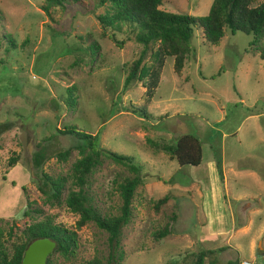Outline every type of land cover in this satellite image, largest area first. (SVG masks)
<instances>
[{
    "label": "rangeland",
    "instance_id": "374dc122",
    "mask_svg": "<svg viewBox=\"0 0 264 264\" xmlns=\"http://www.w3.org/2000/svg\"><path fill=\"white\" fill-rule=\"evenodd\" d=\"M212 1L162 0L160 9L203 16ZM106 8L99 0L65 6L0 0V122H14L0 137V241L10 254L25 227L49 220L77 234L74 255L54 252L51 264H194L201 250L212 251L204 264H264V60L250 45L252 36L226 30L213 45L194 30L183 69L176 74L167 56L147 102L158 43L146 47L137 78L125 84L144 45L123 27L115 33L123 41L117 47L97 20ZM72 85L78 88L75 108L66 104ZM68 125L97 135L104 148L140 166L130 217L115 246L93 221L77 228L80 214L66 200L80 192L99 213L118 216L119 186L134 173L102 156L76 180L79 152L57 157L73 144L59 132ZM183 134L201 141L199 166L179 167L164 149ZM43 140L51 157L42 171L65 178L58 199L42 193L32 175L31 156ZM164 196L168 201L156 208ZM165 226L169 233L154 238Z\"/></svg>",
    "mask_w": 264,
    "mask_h": 264
},
{
    "label": "trees",
    "instance_id": "16d2710c",
    "mask_svg": "<svg viewBox=\"0 0 264 264\" xmlns=\"http://www.w3.org/2000/svg\"><path fill=\"white\" fill-rule=\"evenodd\" d=\"M213 0L208 13L203 16H191L185 13H174L160 9L162 0H99L100 4H107L103 14L97 16L103 32L117 47L123 45V41H118L116 32H121L123 27H127L129 32L134 34L138 43L144 45L140 56L130 67L125 78V84L137 78L141 64L144 60L146 47L157 42L158 57L150 70L146 83L145 99L149 102L158 86L160 74L167 56L173 57V70L179 74L184 67V63L190 53L189 42L193 37L194 30H201L204 39L210 44H218L224 37L226 30L231 33L242 32L252 36L250 45L256 46L259 56L264 60V0ZM48 6L52 5H76L80 0H46ZM47 12L48 8H43ZM258 42H261L258 45ZM78 88L70 86L66 91V104L69 108L77 106ZM135 111L140 116L146 117L147 113L143 108H136ZM14 127V122H0V137ZM66 127V126H65ZM61 134L71 137L73 144L57 153L58 159H65L71 151L76 150L81 158L73 165V176L81 181L85 174L90 172L95 165L100 162L102 156L108 157L115 162L126 163L134 173L133 177L126 178L119 186L122 197V205L118 216H106L93 207L80 195V192H71L66 203L72 211L79 212L80 217L76 222V227L80 228L88 221H93L99 228L109 234L111 246L118 243L121 227L125 225L130 217L131 200L136 186L140 183V166L134 162V158L129 155L119 154L110 149L104 148L98 141V136L80 131L72 125H68ZM48 140H43L36 144V150L31 156L33 177L39 180L38 188L45 195L58 199L61 189L65 183L62 176L53 177L42 171L43 164L51 157L47 154L44 144ZM171 159L175 160L179 167L199 166L202 162L203 148L201 141L192 134H183L177 137L173 146H164ZM17 162V158H11L9 166ZM161 180V179H159ZM164 180V183H167ZM172 183V178L169 179ZM168 182V183H169ZM24 191L25 188H22ZM169 197L164 196L158 200V205L164 204ZM27 215V212H24ZM169 230L166 226L158 232H153V237L160 239L166 236ZM3 230L0 228V238ZM19 238L11 244L9 254L0 241V264H20L22 255L26 247L35 239L49 238L56 242L54 251L47 258L46 264H51L50 256L54 252H61L66 255H74L77 247V234L61 224L45 220L36 222L24 228ZM211 250H201L193 254L196 259L194 264H204L205 257L211 254ZM112 258V256H110ZM107 262L105 264H109ZM81 264H102L97 260H89ZM111 264V263H110ZM213 264V262H210Z\"/></svg>",
    "mask_w": 264,
    "mask_h": 264
},
{
    "label": "water",
    "instance_id": "95a60500",
    "mask_svg": "<svg viewBox=\"0 0 264 264\" xmlns=\"http://www.w3.org/2000/svg\"><path fill=\"white\" fill-rule=\"evenodd\" d=\"M55 247L56 242L49 238L35 239L24 250L20 264H46Z\"/></svg>",
    "mask_w": 264,
    "mask_h": 264
},
{
    "label": "built area",
    "instance_id": "2783aa9c",
    "mask_svg": "<svg viewBox=\"0 0 264 264\" xmlns=\"http://www.w3.org/2000/svg\"><path fill=\"white\" fill-rule=\"evenodd\" d=\"M240 264H251V262H249V261H247V260H243V261H241Z\"/></svg>",
    "mask_w": 264,
    "mask_h": 264
}]
</instances>
